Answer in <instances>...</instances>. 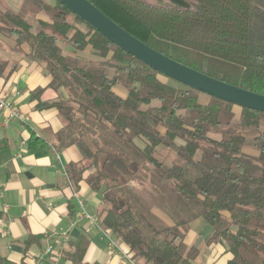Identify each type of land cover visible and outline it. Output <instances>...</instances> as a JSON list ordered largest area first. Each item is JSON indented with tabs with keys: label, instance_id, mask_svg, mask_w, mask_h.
Segmentation results:
<instances>
[{
	"label": "trees",
	"instance_id": "obj_1",
	"mask_svg": "<svg viewBox=\"0 0 264 264\" xmlns=\"http://www.w3.org/2000/svg\"><path fill=\"white\" fill-rule=\"evenodd\" d=\"M51 1L0 0V80L22 59L51 78L58 97L42 101L40 88L35 108L58 112L57 151L80 150L66 172L101 195L100 227L138 264H194L204 246L223 241L227 264H264V113L167 78ZM89 1L158 52L264 95V0H189L191 8ZM198 218L211 233L188 246ZM88 246L84 236L73 244L71 264H88ZM0 264L14 263L0 255Z\"/></svg>",
	"mask_w": 264,
	"mask_h": 264
},
{
	"label": "crops",
	"instance_id": "obj_2",
	"mask_svg": "<svg viewBox=\"0 0 264 264\" xmlns=\"http://www.w3.org/2000/svg\"><path fill=\"white\" fill-rule=\"evenodd\" d=\"M50 82L43 68L27 59L20 61L10 79L0 80V97L11 100L24 119L0 129V141L6 144L0 150V255L14 264H71L68 255L74 251L73 244L84 236L89 239L86 263L138 264L130 257L128 246L119 240L113 252L99 223L88 218H97L101 195L85 181L75 186L68 178L67 166L80 161L82 154L76 146L60 152L55 149L54 135L62 129L58 112L36 110L37 101L32 98L42 88V101L56 99L59 93L48 88ZM1 118L5 120L6 115ZM33 133L40 142L32 145ZM81 204L88 215L82 219L77 217ZM32 237L38 239L28 243ZM195 240L191 228L185 242L192 245ZM202 253L203 264H227L232 259L223 242L204 246Z\"/></svg>",
	"mask_w": 264,
	"mask_h": 264
},
{
	"label": "water",
	"instance_id": "obj_3",
	"mask_svg": "<svg viewBox=\"0 0 264 264\" xmlns=\"http://www.w3.org/2000/svg\"><path fill=\"white\" fill-rule=\"evenodd\" d=\"M122 51L160 74L208 96L264 113V95L212 78L149 47L89 0H56Z\"/></svg>",
	"mask_w": 264,
	"mask_h": 264
},
{
	"label": "built area",
	"instance_id": "obj_4",
	"mask_svg": "<svg viewBox=\"0 0 264 264\" xmlns=\"http://www.w3.org/2000/svg\"><path fill=\"white\" fill-rule=\"evenodd\" d=\"M2 114L6 115L5 120L1 118ZM14 120L24 122L21 110L11 100H7L4 97H0V129L8 128L10 126L11 121H14ZM4 208H7V206L5 205ZM84 216H88V215L86 214L85 208L81 204V211L77 214V217L82 219L84 218ZM88 218L94 224H97V222L99 223L97 218L90 217V216H88ZM99 226H100V223H99ZM102 233H103L104 238L107 240L108 246L110 247V249L113 252H115L118 247V240L113 235H111L109 232L104 231L103 229H102ZM65 238L68 239L67 234H65ZM48 252H50V248L48 249Z\"/></svg>",
	"mask_w": 264,
	"mask_h": 264
},
{
	"label": "rangeland",
	"instance_id": "obj_5",
	"mask_svg": "<svg viewBox=\"0 0 264 264\" xmlns=\"http://www.w3.org/2000/svg\"><path fill=\"white\" fill-rule=\"evenodd\" d=\"M149 1L152 4L160 5V6L173 4V5H179V6L183 7V8H191L192 7V3L189 0H149ZM64 46L66 48H68V46H66V45H64ZM68 50H69V48H68ZM70 53H71V51H70ZM1 54L4 57H6V58H11L12 57L11 53H9L7 51L1 50ZM71 54H73V53H71ZM89 56L90 57H95L96 53H93V54L90 53ZM164 81H166V80L164 79ZM170 83H172V82H170ZM172 84H174V83H172ZM240 111H241L240 108H238V107L235 108V112H236L237 115H239ZM167 223L169 224V221H167ZM191 228L196 233V240L194 241L193 244H196L198 242L203 241L204 239L209 237V235L211 233V227L206 223V221L203 218H198V219L194 220L191 223ZM223 243L226 245V243L224 241H223ZM188 246H190V245H188ZM203 258H204V253H202V255L196 260V264H203Z\"/></svg>",
	"mask_w": 264,
	"mask_h": 264
}]
</instances>
